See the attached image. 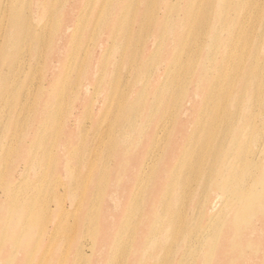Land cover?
Listing matches in <instances>:
<instances>
[{
	"label": "bare ground",
	"instance_id": "obj_1",
	"mask_svg": "<svg viewBox=\"0 0 264 264\" xmlns=\"http://www.w3.org/2000/svg\"><path fill=\"white\" fill-rule=\"evenodd\" d=\"M18 1L12 0L11 5L0 1L3 140L9 134L12 137L20 124L28 126L21 120L25 109L33 123L20 145L24 153L21 177H13L8 188L12 197L6 195L0 204V236L5 235L4 228L11 235L6 239L7 246H31L38 226L33 223L41 212L33 218L25 215L41 202V192H53V197L61 199L74 187L70 197L73 211L67 209V218L73 222L67 223L90 227L78 245L79 257L68 264H264V0H210L203 7L201 0H156L150 9L143 6L139 23L133 24V30L138 29L136 40L146 26L142 21L148 16L159 29L171 18L166 28L170 36L181 37L184 22L188 23L191 17L194 21L201 17L206 23L199 29L200 64L189 62V54L183 58L182 51L181 56L165 59L156 68L155 84L143 89L136 88L140 74L149 60L160 53L164 45L160 38L144 40L152 57L140 58L137 71H126L118 79L114 65L109 69L112 57L114 63L118 60L112 51L117 37L111 29L104 36L106 41L103 38L94 45L97 34L92 30L93 22H89L83 46L86 55L92 51L94 56L85 70L76 72L79 54H65L59 49L67 47L74 34L61 33L57 39L49 37L48 43L44 39L41 42V16L30 34L22 27L32 23L24 18L16 5ZM122 2L126 6L133 3ZM92 3L93 0L88 1L90 14L94 11ZM176 12V19L170 17ZM115 13L113 29L120 21L124 24L129 15L127 8L120 6ZM70 21V17L66 19L63 32L71 27ZM41 43L47 48L46 57L41 58L46 69L38 85L41 94L31 108L19 100L12 106V100L23 94L35 69L20 66V71L26 72L23 79L16 73L21 51L41 47ZM185 46L183 49H187ZM183 61L192 74L189 84L197 80L198 85L192 84V88L183 77L179 80L180 72L173 69V65ZM41 67L40 62V71ZM19 80L20 86L14 90ZM107 83L110 89L104 96L96 94L87 101V96ZM26 90L25 100L29 97V88ZM185 93L189 94L180 96ZM67 96L69 113L62 116L61 124L54 125L50 119L66 103ZM87 110L90 123L75 136L72 121L77 123ZM53 130L55 136H51ZM6 146L7 142L0 145V153L15 149L16 145ZM68 157L75 161L74 167L67 166L71 162ZM44 158L50 162L66 159L67 168L56 165L53 170L55 185L41 191L40 178L37 187L31 184L36 179L18 186L27 178L28 165ZM63 174L71 178L70 186L62 179ZM20 195L40 198L17 207L22 201ZM111 203L120 207L119 212L109 208ZM60 210L66 212L64 207ZM45 211L51 216L49 207ZM60 225L63 221L52 222L48 235L55 237L62 229ZM91 229L95 233L89 237ZM87 239H91L89 244ZM98 258L102 261L95 263Z\"/></svg>",
	"mask_w": 264,
	"mask_h": 264
},
{
	"label": "rangeland",
	"instance_id": "obj_2",
	"mask_svg": "<svg viewBox=\"0 0 264 264\" xmlns=\"http://www.w3.org/2000/svg\"><path fill=\"white\" fill-rule=\"evenodd\" d=\"M2 4L8 2L11 5L12 0H0ZM88 1L89 0H19L16 4L20 7L22 10L24 18H27L29 22L32 24L29 26H24L23 29L26 27L27 30H29L30 34L33 31V26L36 27V22L38 21V16H41V42L44 39L46 43H48V39L54 38L57 39V36L61 35V33H66L68 36H71L74 34V37L71 38L68 42L67 47H62L59 49H62V51H65L66 53H78V64L76 66V72L80 70H85V66L89 64V61L94 56V53L92 51L89 52L88 55H86L87 49L85 45L83 46L84 42V36L86 35V26L89 22H93V32L97 34V37L95 38L94 45L99 44L101 40L106 41L105 34L106 32H109L111 29L113 30V35L116 36L115 44L113 46V54L116 55V58L118 59L116 63H114L113 57L110 61V67L114 65V67L117 69L116 71V77L118 79H121L123 77V74L128 71L132 72L137 71V62L140 58L145 59L151 58L152 54L149 52L151 51L149 47H146L144 40H152L160 38V41L164 43L162 46V49H160V53H158L157 57L152 58L148 62V66L146 70H144L143 74H140V78L138 81V86L136 88L143 89L145 87L149 88L152 85L155 84V82L158 79V73L156 72V68L160 66L161 63L165 59H168L170 57L174 56H181L182 51L185 52V54L182 56L183 58H186V54H189L190 61L189 62H197V66L200 64V51H199V44L201 43V34L199 32L200 26L205 25L206 23L202 21L201 17L200 19L196 18L194 21V18L191 17L189 22L185 23L186 27L184 28V38L183 35L179 37L178 35L170 36V33L168 34L166 32V28L168 23L171 21H168L162 26V29H159L156 23L151 19L150 16H148L147 19L143 20L142 22H145L146 26L144 30L141 32V37L139 40H136V32L137 30H133V24L139 23L140 19V13L141 8L144 6L148 9H150L149 5L152 3L154 4V1L156 0H132L128 6H126V2H122V0H109V3L106 4L107 0H93L92 3V14L89 13L90 8L88 7ZM161 1V0H160ZM172 2H176V0H171ZM185 0H180V2H184ZM15 2V1H13ZM210 2V0H201L200 4L201 7L207 5ZM261 3V1H260ZM125 9L127 8L129 15L126 16L124 24L122 21H120V25L117 24V28L113 29V26L116 24H113L114 18H115V10L116 8ZM19 7H16V10H19ZM95 7V8H94ZM85 8H88L87 13L84 14ZM82 10V13H79L78 11ZM72 11V13H71ZM199 11V10H198ZM181 13V12H180ZM151 14V13H150ZM178 12L174 13L170 16L173 17V19H176L178 16ZM181 16V15H180ZM47 17V20H46ZM71 18L70 25L71 27L67 29V31H64L65 25H66V19ZM61 20V22H58ZM183 21L185 19H182ZM6 23V22H5ZM28 23V22H26ZM194 23V24H193ZM91 25V24H90ZM58 27V28H57ZM22 30V29H21ZM25 30V29H24ZM75 30L77 32H75ZM39 31V30H38ZM72 32V33H71ZM40 34V33H37ZM45 35V37H43ZM48 36V37H47ZM32 38V36H31ZM200 41V42H199ZM31 42V40H30ZM168 42V43H167ZM187 43V46L184 44ZM169 45V48H167ZM184 46L187 49H183ZM111 49V48H109ZM47 51V48L43 47L41 43V47L37 45L31 46V48H27L26 50L21 51V60L16 63V73L21 74V79L25 77L26 72L20 71V66H34L35 69L30 74L28 78V83L26 85V89L29 88V97L26 98V92L25 89L23 94L21 96L16 95V98L11 100L12 106H15V103L17 100H19L20 104L26 103V107L31 108V106H34L36 104L37 98H39L41 94V88H38L39 81L41 78H44L46 69L43 67V60H41L42 56ZM63 58H61V61ZM141 60V61H142ZM197 60V61H196ZM41 62V71L38 69V64ZM103 65V63H101ZM184 61L180 63L178 66L173 65V69L175 71H178L181 76H179V80L182 81V77L187 80L186 85H191L190 88H192L196 84L197 80L193 79L192 84H189L188 79H192V74L189 75L188 72V64L186 65L187 69L186 71L183 70V67H185ZM7 70V69H6ZM110 75V74H109ZM169 75V74H168ZM168 75L166 76L168 79ZM18 76V75H17ZM102 77L101 75H99ZM77 75L75 76V78ZM13 76H11L10 80H12ZM20 81H16L15 85L13 86V89L16 90L20 86ZM143 83H147L143 86ZM38 88V89H37ZM110 89L109 83L105 85L102 89L97 91V93H93V95L90 97L87 96V101L91 100L96 96V94L101 98L106 94V92ZM121 90H124L122 88V85L120 86ZM137 89L133 96L137 94ZM189 93L180 94V96H186ZM84 97V96H83ZM19 98V99H18ZM68 96L66 97V103L60 107L59 112L56 114V116L52 119H50V122L54 125L61 124L62 116L69 113V110L66 109L67 107V100ZM82 97L80 98V100ZM187 100V98H186ZM79 103V102H78ZM176 113H178V104L175 107ZM79 111V109H78ZM25 115V119H24ZM91 116H89V110L85 111L84 114L72 121V130L75 131V136L80 133L81 127H85L88 123H90ZM23 123H27L28 126L20 124L18 129L12 137L7 135V139L3 140L4 134H2V128L0 125V145L5 144L7 142V146L10 145V143H13L15 146V149H11L10 151H5L0 153V204L4 200H6V195L12 197L8 194L10 187V184L13 180V177H21L20 172L23 170L24 164L21 161V155L24 153L21 152L20 145L24 143L26 137L28 136L29 130H31V125L33 121L31 119L27 118L26 109L25 112L21 118ZM31 123V125H30ZM75 127V128H74ZM65 130H62L61 135L63 137ZM56 131L53 130L51 132V136H55ZM77 139V138H75ZM3 140V141H2ZM51 140V139H50ZM49 140V141H50ZM6 146V147H7ZM22 146V145H21ZM69 161H71L68 165L66 163V159L62 158L56 159L54 162H50V159L44 158L41 160V162L36 163H30L28 167L26 168V176L27 178L23 177L24 180L18 184L21 185L25 181H33L36 179L35 184L31 183L33 187H37L40 185V178H41V191L46 190L48 186L55 185L56 179L54 178L53 170L55 171V166L59 165L61 169L74 167L75 161L71 159V157H68ZM68 161V162H69ZM67 165V166H66ZM56 168V169H58ZM16 172V173H15ZM115 174V173H114ZM118 176V173L115 174ZM21 179V178H20ZM62 179L65 183H68L67 186H70L71 178L67 177L66 174H63ZM96 180V179H95ZM91 184V183H90ZM89 186V185H88ZM23 187V186H22ZM74 187H72L71 192H67L64 196L60 197L54 196L53 192L46 195L45 192H41V202L37 203L36 206H34L30 212H28L25 215L26 217L33 218L39 211L41 212V217H38L34 225H38L34 229L33 238L31 241L32 244L29 247L23 248L19 247L17 249L10 248L7 246V243H9L7 240L10 239V231L8 228L5 229V235L0 236V240L3 241L4 244L0 242V264H68L74 257H79L78 255V245L80 241L84 238L83 232L87 231L89 232L90 225H71L67 222H73V219L70 218L68 220V211L72 212L73 207L70 204V197L73 196L74 193ZM46 195V196H45ZM8 198V200L10 199ZM22 201H20L17 204V207L21 205L22 203L26 204L27 206L32 203V200L35 198H40L38 195L34 196H21ZM88 199H86L87 201ZM219 200V199H218ZM49 207L51 209V216H48V213H46V209ZM60 207L65 208V213H62L60 210ZM85 207V206H84ZM84 207L81 209L83 210ZM111 210L115 212H119L120 207H114L113 203H111V206L109 207ZM12 210V208H11ZM10 210V211H11ZM45 212V214H44ZM8 214V213H7ZM10 214V213H9ZM78 224L82 220L81 215L79 214L77 216ZM62 222L63 225H60V229L58 233H56L55 237H50L48 235V232L50 228L52 227V222ZM65 224V225H64ZM53 229V228H52ZM44 231H47V233L44 234ZM94 231L91 229L90 235ZM95 233V232H94ZM99 233V229H98ZM5 237V238H4ZM258 235L254 234L253 238L257 239ZM88 238V237H86ZM7 239V240H6ZM15 239V238H14ZM91 239H87L85 242L89 244ZM254 241V239H253ZM6 242V243H5ZM29 251V252H28ZM90 253V250L88 251ZM14 254V257H11L10 255ZM25 254V255H24ZM24 255V256H23ZM9 256V258H7ZM7 259V260H6ZM96 259V258H95ZM3 260V261H1ZM6 260V261H4ZM99 261H102V259H97L94 262L98 263Z\"/></svg>",
	"mask_w": 264,
	"mask_h": 264
}]
</instances>
